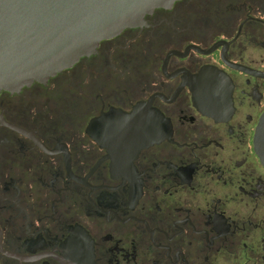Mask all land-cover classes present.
<instances>
[{"label":"flooded vegetation","instance_id":"1","mask_svg":"<svg viewBox=\"0 0 264 264\" xmlns=\"http://www.w3.org/2000/svg\"><path fill=\"white\" fill-rule=\"evenodd\" d=\"M264 0H175L0 92V264H264Z\"/></svg>","mask_w":264,"mask_h":264},{"label":"water","instance_id":"2","mask_svg":"<svg viewBox=\"0 0 264 264\" xmlns=\"http://www.w3.org/2000/svg\"><path fill=\"white\" fill-rule=\"evenodd\" d=\"M174 1L0 0V92L47 80ZM256 146L264 163V115Z\"/></svg>","mask_w":264,"mask_h":264}]
</instances>
